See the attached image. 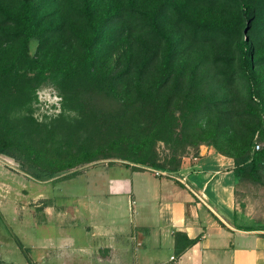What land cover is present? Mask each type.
I'll list each match as a JSON object with an SVG mask.
<instances>
[{"label": "rangeland", "instance_id": "1", "mask_svg": "<svg viewBox=\"0 0 264 264\" xmlns=\"http://www.w3.org/2000/svg\"><path fill=\"white\" fill-rule=\"evenodd\" d=\"M157 34L170 44L168 60ZM243 39L247 75L238 65ZM259 120L264 0H0V138L51 175L33 180L0 155V204H28L21 221L0 209V261L25 264L62 237L56 227L35 228L29 204H99L111 167L172 172L208 149L233 158L242 213L260 204L264 216ZM262 150L249 175L252 153Z\"/></svg>", "mask_w": 264, "mask_h": 264}, {"label": "crops", "instance_id": "2", "mask_svg": "<svg viewBox=\"0 0 264 264\" xmlns=\"http://www.w3.org/2000/svg\"><path fill=\"white\" fill-rule=\"evenodd\" d=\"M111 168L117 172L100 179L99 204H29L35 228L52 226L63 234L57 243L47 240V254L25 264H264L262 206H250L258 209L254 215L242 213L246 204H237L232 157L208 149L161 176L149 168ZM27 206L0 204V209L10 207L21 221ZM81 211L84 220L76 222ZM70 228L78 229V238L65 233ZM178 232L196 242L175 257L173 235Z\"/></svg>", "mask_w": 264, "mask_h": 264}, {"label": "trees", "instance_id": "3", "mask_svg": "<svg viewBox=\"0 0 264 264\" xmlns=\"http://www.w3.org/2000/svg\"><path fill=\"white\" fill-rule=\"evenodd\" d=\"M83 9H84V17H85V21L87 23V26L91 29V34L92 36H97L98 35V28L97 26H94L92 24V20L90 18L89 13L85 10L86 9V5L83 4ZM241 15L243 17H247V11L245 9V6L242 8L241 10ZM109 17V16H108ZM106 17V18H108ZM110 18V17H109ZM161 39L164 40V42L166 41V39H164V37H162V35L157 34ZM166 47L168 48V56H167V60L170 56L171 50L169 49L170 44H168V42L166 41ZM166 60V59H165ZM167 62V61H166ZM165 61L161 62V67L163 72L165 71ZM238 65H239V69L241 70V72L245 75L248 74V72H250V67H251V60H250V53H249V48L247 47V43L245 41V39L241 40L238 44ZM164 75V73H163ZM169 79V76H164V78H162V80L159 81V85L157 84L158 87L163 86ZM256 133H257V138L259 141H263L264 142V122L262 120H259L258 122V128L256 129ZM262 152H258V153H252L251 157H250V168H249V175H253V173H255V171L257 170V166H258V161L262 156ZM0 155L13 160L14 162L18 163L20 166L24 167L23 172L28 175L30 178H32L33 180L39 181V182H43L46 180L51 179V175L45 171H41V170H36L34 167L29 166L28 165V161L27 159L19 152V150L9 141H7L6 139L0 138ZM224 155V154H222ZM228 156V155H226ZM230 157V156H229ZM152 160V159H151ZM151 160H147V161H151ZM151 163L149 164V166L151 167ZM76 172L69 174L67 176H64L63 178H71L75 175ZM62 178V179H63ZM196 242V239L194 240H189L185 237L184 234L182 233H174L173 235V254L175 257L180 256L186 249L190 248L192 245H194Z\"/></svg>", "mask_w": 264, "mask_h": 264}, {"label": "built area", "instance_id": "4", "mask_svg": "<svg viewBox=\"0 0 264 264\" xmlns=\"http://www.w3.org/2000/svg\"><path fill=\"white\" fill-rule=\"evenodd\" d=\"M258 147L255 146V149H257ZM1 161V160H0ZM154 175L155 176H161V175H164L163 173L161 172H154ZM133 206V202H129V211L131 210V207ZM28 264H32V263H28ZM35 264V263H34Z\"/></svg>", "mask_w": 264, "mask_h": 264}]
</instances>
